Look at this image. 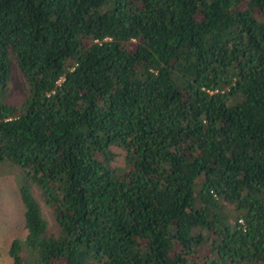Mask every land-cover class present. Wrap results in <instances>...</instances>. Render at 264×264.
Returning <instances> with one entry per match:
<instances>
[{
  "label": "trees",
  "instance_id": "trees-1",
  "mask_svg": "<svg viewBox=\"0 0 264 264\" xmlns=\"http://www.w3.org/2000/svg\"><path fill=\"white\" fill-rule=\"evenodd\" d=\"M0 161L12 264H264V0H0Z\"/></svg>",
  "mask_w": 264,
  "mask_h": 264
},
{
  "label": "rangeland",
  "instance_id": "rangeland-1",
  "mask_svg": "<svg viewBox=\"0 0 264 264\" xmlns=\"http://www.w3.org/2000/svg\"><path fill=\"white\" fill-rule=\"evenodd\" d=\"M21 98V78L15 70L10 81L8 100L16 103ZM115 162L122 164L123 155H118ZM20 182L19 169L7 161H0V264H12V258L8 254L9 244L13 238L23 237L26 232Z\"/></svg>",
  "mask_w": 264,
  "mask_h": 264
}]
</instances>
